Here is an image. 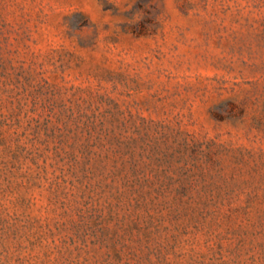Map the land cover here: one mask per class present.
Returning a JSON list of instances; mask_svg holds the SVG:
<instances>
[{"label": "rangeland", "instance_id": "1", "mask_svg": "<svg viewBox=\"0 0 264 264\" xmlns=\"http://www.w3.org/2000/svg\"><path fill=\"white\" fill-rule=\"evenodd\" d=\"M0 264H264V0H0Z\"/></svg>", "mask_w": 264, "mask_h": 264}]
</instances>
